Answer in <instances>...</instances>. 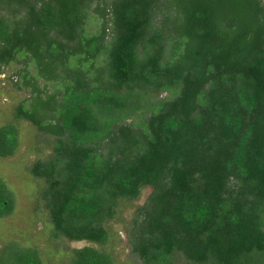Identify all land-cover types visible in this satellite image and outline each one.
Instances as JSON below:
<instances>
[{
    "label": "trees",
    "instance_id": "1",
    "mask_svg": "<svg viewBox=\"0 0 264 264\" xmlns=\"http://www.w3.org/2000/svg\"><path fill=\"white\" fill-rule=\"evenodd\" d=\"M10 64L29 90L14 117L54 137L31 166L54 235L105 245L151 187L125 227L143 264H264V0H0V75ZM18 144L0 125V156ZM13 205L0 178V217ZM62 264L115 261L84 245Z\"/></svg>",
    "mask_w": 264,
    "mask_h": 264
},
{
    "label": "rangeland",
    "instance_id": "2",
    "mask_svg": "<svg viewBox=\"0 0 264 264\" xmlns=\"http://www.w3.org/2000/svg\"><path fill=\"white\" fill-rule=\"evenodd\" d=\"M18 65L10 64L0 75V125L13 123L18 129V147L12 156H0V178L13 192L12 212L0 217V249L5 242L15 241L21 246L35 247L41 264H62L71 249L93 245L109 251L115 264H143L127 243L126 225L134 209L141 205L151 191L143 188L140 197L123 201L115 218L106 221L109 239L105 245L86 240H70L54 235L53 224L42 193L47 183L44 178L31 173L37 160H45L53 153L54 137L39 132L30 122L14 117L15 106L29 95V90L13 86L10 75ZM40 83L44 82L40 80Z\"/></svg>",
    "mask_w": 264,
    "mask_h": 264
}]
</instances>
